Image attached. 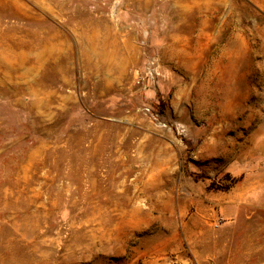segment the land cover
<instances>
[{
    "label": "rangeland",
    "instance_id": "rangeland-1",
    "mask_svg": "<svg viewBox=\"0 0 264 264\" xmlns=\"http://www.w3.org/2000/svg\"><path fill=\"white\" fill-rule=\"evenodd\" d=\"M0 264H264V0H0Z\"/></svg>",
    "mask_w": 264,
    "mask_h": 264
},
{
    "label": "trees",
    "instance_id": "trees-1",
    "mask_svg": "<svg viewBox=\"0 0 264 264\" xmlns=\"http://www.w3.org/2000/svg\"><path fill=\"white\" fill-rule=\"evenodd\" d=\"M203 178V177H202Z\"/></svg>",
    "mask_w": 264,
    "mask_h": 264
}]
</instances>
